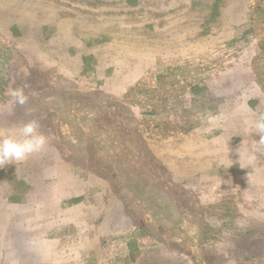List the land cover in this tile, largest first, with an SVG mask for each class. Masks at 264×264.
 <instances>
[{
	"label": "rangeland",
	"instance_id": "1",
	"mask_svg": "<svg viewBox=\"0 0 264 264\" xmlns=\"http://www.w3.org/2000/svg\"><path fill=\"white\" fill-rule=\"evenodd\" d=\"M105 3L0 0V132L34 118L48 139L40 153L0 167V264H41L27 255L26 222L39 220L37 198L64 192L60 174L89 185L61 207L82 202L84 221L98 215L99 227L112 213L113 234L101 240L114 253L108 264H264V0H179L182 24L171 32L170 1L158 0L162 43L146 66L124 42L65 47L60 22L70 33L79 21L72 40L88 46L115 37L123 12L136 23L130 0L100 26ZM17 86L28 95L23 107L11 96Z\"/></svg>",
	"mask_w": 264,
	"mask_h": 264
},
{
	"label": "crops",
	"instance_id": "2",
	"mask_svg": "<svg viewBox=\"0 0 264 264\" xmlns=\"http://www.w3.org/2000/svg\"><path fill=\"white\" fill-rule=\"evenodd\" d=\"M83 1V0H81ZM119 1L121 8L119 9ZM133 1L135 2L134 6H132ZM158 0H132L130 8H133L131 10L137 11V20L136 23L131 24L132 22L127 20L126 15L123 12V17L121 24L118 22L119 26L121 27L120 30H117L114 32L113 35L115 37L106 38L104 41L100 42L103 39H97V37H94L91 39L92 42L95 43V45L88 46L87 40L85 39L84 43L80 39H78L77 36H75L76 39L72 40V35H76L78 28H79V21L75 20L74 24L68 25L69 31L64 28L63 24L60 22L57 24V27L59 26L60 33L64 34L61 36L62 42H65V47L68 46L66 44V41H75L79 42L78 48L80 49H87V50H94V51H100L104 50L105 48H102V46H105L108 44V46L111 44V42H124L125 46H129L131 48L138 49V56L140 63L143 65H148L149 59L148 56L155 57V54L150 55L149 51H152L154 49H158L156 47H159L162 41L156 37V31L159 30L158 22L155 17V12L152 11V9L156 8V3ZM170 1V16L165 17L166 20L163 22V25L166 27L165 32L172 31L171 26L178 27V24H182L180 22V16L177 14V10L179 9V0H169ZM184 1V0H182ZM85 2V1H84ZM108 3V6L105 4H102L100 8L98 9V14L101 15V24L100 26H104L106 28L105 20L114 21L115 17L120 16L118 10H122L123 8H128V2L130 0H106ZM168 2V0H166ZM111 3V5H110ZM174 10V13H173ZM58 15L54 13L53 10H50V12L44 11V19L46 22H51V24L54 22L55 19H57ZM60 20L61 17H60ZM80 20V19H79ZM77 22V24H76ZM168 22V23H167ZM92 24V23H91ZM168 24V25H167ZM184 24V23H183ZM74 28V29H73ZM149 28H153L152 31ZM100 28L97 26H91L90 32H92L94 35L98 34V36H106L105 32H101L99 30ZM107 33V32H106ZM95 35V36H96ZM116 39V41H115ZM118 40V41H117ZM63 45V44H62ZM83 45V46H82ZM72 46V45H71ZM107 46V47H108ZM71 48V47H70ZM162 49V47H161ZM108 56V54H107ZM138 63V62H136ZM139 63V64H140ZM42 177L45 178L46 171H41ZM83 177L79 176H69L66 174H60L58 176V182L63 183L64 185V192H59L57 194L52 195H45L46 199H42V197L37 198L38 203L40 201L44 202L41 206H39L36 211V217L39 218V220H28L26 222V225L31 226V231H28V234L26 236V242H31L32 247L30 251H28L29 256H32L33 259H36L35 262H38L39 259L42 260L41 264H83L84 259L92 258V262L90 261L89 264H108L109 258L111 257V251H108L107 244H104L101 242V240L106 236V231L110 233V236H112L113 232L111 233L109 228L110 220L112 219V213L109 211H106L103 215H101L102 221L101 226L99 227V224H96L99 222L98 218L99 216L96 215L97 222H91L90 225L89 222L84 221V216L88 214L86 211V208L82 204V202H78L76 200L75 208L72 207H61L64 202H66L68 196L75 195V196H82L87 193L88 190V184L85 182L86 180ZM92 188V186H91ZM43 191L45 188H43ZM2 198L0 197V201ZM54 204H57V209L52 210L51 213H46L45 207L46 204L52 202ZM1 206V202H0ZM32 206V205H31ZM13 209V207H11ZM32 208H34L32 206ZM91 208L90 212L94 213L93 205L90 206ZM72 212H74L75 219H79L75 221V223L71 224L68 223L67 220V214L72 215ZM58 216V218L56 217ZM52 217V219H51ZM41 218V219H40ZM81 221V222H78ZM65 222L67 224H71L72 226V234H70L69 241H67V233L60 232V225H65ZM66 224V225H67ZM50 229V230H49ZM30 230V228H29ZM34 233H33V231ZM51 231V232H50ZM32 236H30L31 234ZM85 233V234H84ZM35 234V235H34ZM62 244V245H61ZM55 247L54 251L50 250V247ZM109 247V246H108ZM78 252H75V250ZM111 254V255H110ZM117 254V253H116ZM110 255V256H109Z\"/></svg>",
	"mask_w": 264,
	"mask_h": 264
},
{
	"label": "clouds",
	"instance_id": "3",
	"mask_svg": "<svg viewBox=\"0 0 264 264\" xmlns=\"http://www.w3.org/2000/svg\"><path fill=\"white\" fill-rule=\"evenodd\" d=\"M11 96L16 105L27 104L28 95L23 86L13 87ZM257 127L264 132V115L259 117ZM47 143V136L40 131V123L34 118L21 122L7 134L0 132V167L25 161L43 151Z\"/></svg>",
	"mask_w": 264,
	"mask_h": 264
}]
</instances>
